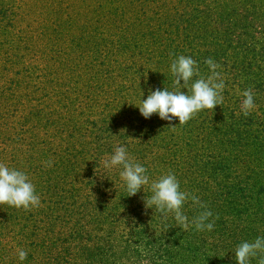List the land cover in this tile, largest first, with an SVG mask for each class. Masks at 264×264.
<instances>
[{"label":"trees","instance_id":"obj_1","mask_svg":"<svg viewBox=\"0 0 264 264\" xmlns=\"http://www.w3.org/2000/svg\"><path fill=\"white\" fill-rule=\"evenodd\" d=\"M249 5L0 0V163L26 172L41 202L27 210L0 205V264H21L17 248L28 252L22 264H55L65 236L79 235L86 221L128 216L133 202L135 210H150L147 186L129 196L119 170L103 167L120 145L150 178L173 172L181 189L222 223L213 230L229 219L260 224L264 91L253 86L264 49L252 41ZM179 55L197 62L194 79L209 75L206 59L220 65L223 102L183 124L157 114L144 118L140 100L157 89L174 90L168 69ZM246 89L256 105L247 116L239 107ZM200 211L185 204L190 219Z\"/></svg>","mask_w":264,"mask_h":264},{"label":"clouds","instance_id":"obj_2","mask_svg":"<svg viewBox=\"0 0 264 264\" xmlns=\"http://www.w3.org/2000/svg\"><path fill=\"white\" fill-rule=\"evenodd\" d=\"M205 64L209 75L206 78L194 79L198 76V67L191 56L179 55L173 59L168 70L173 77L174 90L164 88L151 91L146 99L142 102L140 100L137 107L140 114L146 119L152 114H157L162 120L171 121L172 118H176L179 124H183L199 111L220 105L223 102L222 90L225 87L221 73L217 71L220 65L211 58L206 59ZM182 87H187L186 93L181 92ZM239 107L245 116L255 109L252 89H246L241 93ZM47 164L50 167L51 161ZM103 167L119 170V180L129 196L141 190L144 192V187L147 186L150 192L147 204L162 220L171 217L177 226L185 230L192 228L198 232H210L214 229L215 222L210 219L213 213L198 196L181 189L180 182L173 172L168 171L158 178H150L147 168L136 162L124 145L114 148L103 161ZM189 201L193 207L202 209L191 219L185 214V204ZM40 203V197L28 174L0 163V205L27 210L39 207ZM16 255L22 264L27 259L28 252L23 248H17ZM258 256V264H264V236H258L253 241L241 242L234 251L236 264H250V260ZM143 264L151 262L145 260Z\"/></svg>","mask_w":264,"mask_h":264},{"label":"rangeland","instance_id":"obj_3","mask_svg":"<svg viewBox=\"0 0 264 264\" xmlns=\"http://www.w3.org/2000/svg\"><path fill=\"white\" fill-rule=\"evenodd\" d=\"M249 2L248 8L253 12L252 41L258 50L264 49V0ZM254 73L256 84L253 90L263 93L264 60L256 63ZM136 205V202L130 205L129 213L132 214L128 216L122 211L111 219H92L81 224L79 235L70 233L65 236L66 248L57 252L58 257L52 258L51 263L143 264L148 260L151 264H236V246L264 236V209L259 212V225L229 219L217 231H196L203 235L202 238L196 237L191 228L185 230L172 220L159 219L154 215V209L143 206L135 210ZM84 230L89 232L85 234ZM258 259L259 256L252 258L250 264H258Z\"/></svg>","mask_w":264,"mask_h":264}]
</instances>
